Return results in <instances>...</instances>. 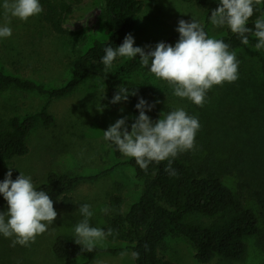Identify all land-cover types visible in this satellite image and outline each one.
Listing matches in <instances>:
<instances>
[{"label": "trees", "instance_id": "1", "mask_svg": "<svg viewBox=\"0 0 264 264\" xmlns=\"http://www.w3.org/2000/svg\"><path fill=\"white\" fill-rule=\"evenodd\" d=\"M144 0H105L103 8L104 41H94L92 45L74 60L70 78L56 88H46L32 80L5 74L0 69V93L8 88L33 92L48 101L63 99L74 93L86 80L99 79L103 84V102L107 109L114 110L127 103L131 124L138 117L135 105L140 98L148 104H155L145 114L155 122L160 115L173 109L164 103L156 102L153 86L126 81L138 69L139 57L128 59L117 65L118 58L109 70H105L101 59L104 47H119L125 36L135 26ZM42 6V22L58 36L68 34L67 24L74 13V6H58L51 0H39ZM196 7L203 11V29L208 33L211 24V11L219 6V0H196ZM264 15V0L255 7L247 27L253 28L257 18ZM209 35V34H208ZM179 33L167 41H178ZM216 39L229 44V51L236 55L247 45H243L237 34L227 27ZM254 37L249 33V42ZM148 51V50H145ZM247 64L240 59L238 79L229 85L220 86L219 92L212 96L210 113L212 119L206 124L209 141L204 135L195 137L194 150L178 154L172 167L175 176L165 172L167 161L149 164L147 171L141 170L133 158L122 165L133 171L141 184L137 200L123 211L124 200L120 194L109 195L103 213L104 231L114 230L106 241L123 243L130 251H138L140 257L133 264H173L160 255L167 237L182 238L194 250L198 264H208L214 258L235 263L242 261L247 252L245 240L253 238L255 247L264 255V73L246 70ZM120 86L131 93L126 102L112 104L110 101ZM235 96L227 100L231 94ZM52 117L44 105L35 113L24 116H11L0 121V171L14 159L28 153L26 139L39 124L49 127ZM208 128V129H209ZM207 135V134H206ZM206 138H208L206 136ZM115 158L123 155L113 146ZM235 180L234 190L225 182ZM97 177H74L65 173L49 172L44 182L35 185L44 190L52 201L59 200L60 212L71 213L75 202L70 196L74 185L80 181L95 180ZM253 201L262 219L258 226L255 213L244 204V199ZM148 245L145 252L144 245ZM122 249H102L98 246L93 252L81 250V246L57 236L51 244L53 256L61 262L71 263L84 259L81 264H89L105 254L115 255Z\"/></svg>", "mask_w": 264, "mask_h": 264}, {"label": "rangeland", "instance_id": "2", "mask_svg": "<svg viewBox=\"0 0 264 264\" xmlns=\"http://www.w3.org/2000/svg\"><path fill=\"white\" fill-rule=\"evenodd\" d=\"M51 1L60 7L66 4L74 6L73 16L67 24L66 36L53 34L42 22V12L26 22L6 16L2 7L4 0H0V25L10 19L9 27L12 29L10 37L0 38V69L5 74L32 80L46 88L62 86L70 78L76 57L83 54L94 41H104L107 38L103 24L105 0ZM195 1L144 0L130 33L134 39V47L154 50L159 42L174 46L177 41L167 40L178 34L176 28L181 19L186 22L194 19L203 27L205 14L196 7ZM226 28L227 26L217 28L210 24L209 37H219ZM257 42L255 38L252 39L236 58L239 62L240 59L245 61L246 70H250L251 65L252 71L264 73V49L256 50L254 46ZM127 60L128 58L118 57L117 65ZM126 81L153 86L157 103L167 104L173 110L182 107L189 115L197 117L200 123L199 131L204 135L205 142L210 140L208 130L213 128H209L206 123L212 119L210 104L212 100L215 102V98H211L219 92L222 85L213 86L206 93L203 107H198L186 98L175 97L167 82L155 78L140 65ZM234 96L232 93L227 100ZM44 105H47V112L53 119L52 125L43 127L39 124L30 132L26 139L28 153L24 157L14 159L0 171V182H3L9 169H12L13 180L23 173L31 178L34 186L44 182L49 172L97 178L80 181L74 185L70 193L75 202L74 212H60L59 200L53 202L57 212L56 220L49 226L48 231L37 236L35 243L30 246L13 247L12 238H5L0 234V264L84 263V259L64 263L58 261L51 252V244L57 236H63L75 243L74 227L83 219L79 207L85 203L91 205L93 216L90 218V226L104 229L102 209L106 208L109 195L122 196L125 212L140 193L141 183L135 179L131 168L122 165L129 158H115L113 146L103 139V132L118 119L127 117L126 124L129 121L127 103L114 110L107 109L103 102V84L97 78L86 80L65 98L51 101L33 92L8 88L0 93V121H5L11 116L35 113ZM225 182L234 190L233 178L229 177ZM244 204L255 213L258 226L262 228V219L258 215L256 205L247 198L244 199ZM6 211L7 202L0 195V212ZM245 244L247 252L242 261L229 263L214 258L208 264H264V255L255 247L254 239H246ZM97 246L102 249L127 250L123 243L112 244L105 241ZM121 252L115 255H101L89 264H97V261H102L103 264H133L130 256L121 258ZM159 253L173 264H198L194 259L192 246L182 238L167 237Z\"/></svg>", "mask_w": 264, "mask_h": 264}, {"label": "clouds", "instance_id": "3", "mask_svg": "<svg viewBox=\"0 0 264 264\" xmlns=\"http://www.w3.org/2000/svg\"><path fill=\"white\" fill-rule=\"evenodd\" d=\"M262 0H219V6L211 11L210 22L220 28L227 26L237 34L243 45H249V33L258 41L256 50L264 49V15L257 18L253 28L247 27L255 7ZM5 15L26 22L39 15L43 9L39 0H4ZM10 19L0 25V38L12 35ZM176 31L179 39L175 45L159 42L154 50L134 47V39L127 34L119 47H104L101 59L105 70L113 66L118 58L135 59L139 57L140 66L147 69L155 78L167 82L172 94L181 99H188L194 105L203 107L206 93L213 86L233 83L238 77L239 61L236 53L229 51V44L223 40L209 37L201 24L192 19L178 21ZM129 95H136V90L129 93L125 86H120L110 103L126 102ZM155 104H148L143 98L135 105L139 112L129 131L127 117L118 119L103 132V139L115 146L124 157L133 158L141 170L147 171L149 164L167 161L165 172L175 176L172 167L178 154L194 150L195 137L200 129L197 117L189 115L184 108L178 107L153 122L145 113ZM12 169L0 182V195L7 202V211L0 212V234L12 238L11 246L28 247L35 243L36 237L48 231L57 218L53 201L44 190H37L29 176L20 173L13 180ZM107 213L108 208L102 209ZM83 219L74 227V241L81 250L93 252L97 244L113 236L114 230L90 226L93 216L91 205L85 203L79 207ZM145 252L148 245H144ZM130 256L132 260L140 257L138 251L124 250L120 257ZM97 264H103L97 261Z\"/></svg>", "mask_w": 264, "mask_h": 264}]
</instances>
